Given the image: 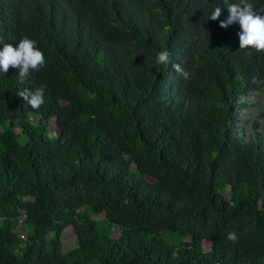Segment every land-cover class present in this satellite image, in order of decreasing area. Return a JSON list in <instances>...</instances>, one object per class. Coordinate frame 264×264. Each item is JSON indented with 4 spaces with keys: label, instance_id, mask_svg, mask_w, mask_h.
Segmentation results:
<instances>
[{
    "label": "trees",
    "instance_id": "obj_1",
    "mask_svg": "<svg viewBox=\"0 0 264 264\" xmlns=\"http://www.w3.org/2000/svg\"><path fill=\"white\" fill-rule=\"evenodd\" d=\"M225 6L0 0V40L45 57L24 83L0 71V264H264L263 114L238 129L264 52L240 49L238 22L219 26ZM25 87L43 88L38 110Z\"/></svg>",
    "mask_w": 264,
    "mask_h": 264
},
{
    "label": "clouds",
    "instance_id": "obj_2",
    "mask_svg": "<svg viewBox=\"0 0 264 264\" xmlns=\"http://www.w3.org/2000/svg\"><path fill=\"white\" fill-rule=\"evenodd\" d=\"M228 15L224 20H220L219 26L227 28L228 25L239 23L241 32L239 33L240 49L252 48L257 52H264V10L258 12L254 9V5L248 0H237L234 3H227L226 6ZM222 8L217 7L211 12L208 19L217 20L221 16ZM0 44H4L0 50V71L7 73L9 68L18 70V78L20 83H24L26 78L33 70H39L45 64L44 53L35 46V41L29 38H23L17 46L4 43L0 40ZM170 62V54L166 51H161L157 54L155 63L166 65ZM175 70L187 78L188 73L185 72L180 65H173ZM43 88L35 91L25 87L16 94L21 97L27 105L32 109L38 110L44 103ZM124 159H127V154H122ZM228 240L235 242L236 234L229 233Z\"/></svg>",
    "mask_w": 264,
    "mask_h": 264
},
{
    "label": "rangeland",
    "instance_id": "obj_3",
    "mask_svg": "<svg viewBox=\"0 0 264 264\" xmlns=\"http://www.w3.org/2000/svg\"><path fill=\"white\" fill-rule=\"evenodd\" d=\"M242 96V101L246 103V107H244L241 110V119L240 123L238 125V129L241 131H250L252 130V123L259 119L260 114H263L264 116V90H259V91H252L246 95H241ZM262 127H263V135H264V119L262 121ZM148 179L152 182H154V179L148 177ZM229 196V195H228ZM87 211V209L82 210ZM23 216H21L20 222L23 224V220L26 217V212L24 211ZM92 218L100 220L103 218V214H92ZM20 227L19 232L21 231ZM109 233L110 236L113 238H119L121 235L120 230L116 225L110 226L109 228ZM52 235L50 234L49 237ZM61 242H62V247L64 252H70L73 249L76 248L77 243H76V238L73 234V227L72 225H69L66 227L62 233H61ZM173 243V242H172ZM174 243H180V241H174ZM204 249L205 250H210L211 249V243L208 241L204 242Z\"/></svg>",
    "mask_w": 264,
    "mask_h": 264
}]
</instances>
